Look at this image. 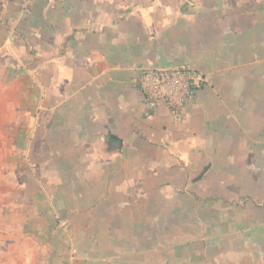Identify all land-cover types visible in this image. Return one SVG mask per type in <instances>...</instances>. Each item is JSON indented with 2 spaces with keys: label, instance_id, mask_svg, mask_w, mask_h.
Wrapping results in <instances>:
<instances>
[{
  "label": "crops",
  "instance_id": "1",
  "mask_svg": "<svg viewBox=\"0 0 264 264\" xmlns=\"http://www.w3.org/2000/svg\"><path fill=\"white\" fill-rule=\"evenodd\" d=\"M0 264H264V0H0Z\"/></svg>",
  "mask_w": 264,
  "mask_h": 264
},
{
  "label": "built area",
  "instance_id": "2",
  "mask_svg": "<svg viewBox=\"0 0 264 264\" xmlns=\"http://www.w3.org/2000/svg\"><path fill=\"white\" fill-rule=\"evenodd\" d=\"M207 79L197 69L181 65L175 68H148L139 78L146 114L166 108L172 118L182 119L193 106Z\"/></svg>",
  "mask_w": 264,
  "mask_h": 264
}]
</instances>
